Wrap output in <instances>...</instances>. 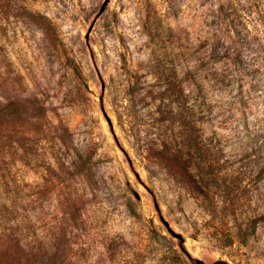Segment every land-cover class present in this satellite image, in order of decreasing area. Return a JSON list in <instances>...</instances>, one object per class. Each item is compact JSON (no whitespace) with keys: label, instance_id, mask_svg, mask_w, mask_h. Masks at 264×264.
Masks as SVG:
<instances>
[{"label":"rangeland","instance_id":"obj_1","mask_svg":"<svg viewBox=\"0 0 264 264\" xmlns=\"http://www.w3.org/2000/svg\"><path fill=\"white\" fill-rule=\"evenodd\" d=\"M0 256L264 264V0H0Z\"/></svg>","mask_w":264,"mask_h":264},{"label":"trees","instance_id":"obj_2","mask_svg":"<svg viewBox=\"0 0 264 264\" xmlns=\"http://www.w3.org/2000/svg\"><path fill=\"white\" fill-rule=\"evenodd\" d=\"M232 37V36H230ZM212 53L213 56L210 55V57H212L213 59L218 58V56L220 54H222V48L220 46H218V44H216V47H212ZM239 55L236 59H231V57H229L228 59L231 61V65L234 67L233 72H244L245 67L243 68L242 64H241V60L239 59ZM19 245V244H18ZM20 248V246H19ZM22 252V250H20ZM2 258L0 256V262H1Z\"/></svg>","mask_w":264,"mask_h":264},{"label":"water","instance_id":"obj_3","mask_svg":"<svg viewBox=\"0 0 264 264\" xmlns=\"http://www.w3.org/2000/svg\"><path fill=\"white\" fill-rule=\"evenodd\" d=\"M163 221H164L165 225L167 226L168 230L172 233V235H174V236H176V237H179V238L182 237V235H181L180 233H178V232H176V231H174V230L172 229V227L170 226V224H169L168 221H166V220H163ZM196 264H207V263H205V262H204L203 260H201V259H198Z\"/></svg>","mask_w":264,"mask_h":264}]
</instances>
